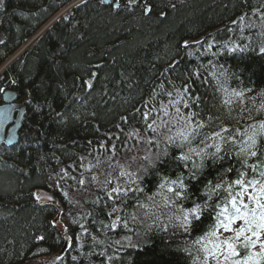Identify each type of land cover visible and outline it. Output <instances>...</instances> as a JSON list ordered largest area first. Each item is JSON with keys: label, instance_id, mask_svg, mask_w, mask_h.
<instances>
[{"label": "trees", "instance_id": "1", "mask_svg": "<svg viewBox=\"0 0 264 264\" xmlns=\"http://www.w3.org/2000/svg\"><path fill=\"white\" fill-rule=\"evenodd\" d=\"M72 1L0 0V66ZM130 7L83 0L0 71L25 106L17 142L0 145V264L57 254V214L69 250L48 264H199L220 208L264 182V0Z\"/></svg>", "mask_w": 264, "mask_h": 264}, {"label": "snow or ice", "instance_id": "2", "mask_svg": "<svg viewBox=\"0 0 264 264\" xmlns=\"http://www.w3.org/2000/svg\"><path fill=\"white\" fill-rule=\"evenodd\" d=\"M147 12L148 9H145ZM187 46V42H185ZM264 53V47L260 49ZM89 86L90 83H89ZM218 135V134H217ZM252 144H255V140H252ZM250 155L255 156V152H251ZM123 175V173H122ZM264 176V173H261ZM83 183V181H80ZM236 185H240L243 190V182L240 179L235 181ZM183 187V185H181ZM221 185L217 184L216 188H220ZM113 192L120 191L119 188L112 189ZM243 192L232 196L227 204L220 208V211L216 216L215 229H223L226 233H232V235L221 239L216 230H212L207 234V237H202L197 243H201V240L205 241L201 243V248L204 253L203 264H208V259L211 257L216 261V264H264V239L261 238V234L264 233V203H261L260 197H264V182L252 183V191L247 196V200L250 201L254 207H249L248 203H245L243 199H238ZM180 195L179 192L176 193ZM228 205L231 207L229 208ZM113 212L117 209L113 208ZM190 212L192 214H198L200 212V205L193 207ZM116 219H119L117 217ZM242 221L239 227H233L234 222ZM183 222L188 223V213L184 214ZM111 227L115 228L116 223L113 221ZM210 245V246H209ZM259 245V251L253 249ZM238 246L246 250L247 254L238 252ZM242 257L239 259H233L234 257ZM75 259V258H74Z\"/></svg>", "mask_w": 264, "mask_h": 264}, {"label": "bare ground", "instance_id": "3", "mask_svg": "<svg viewBox=\"0 0 264 264\" xmlns=\"http://www.w3.org/2000/svg\"><path fill=\"white\" fill-rule=\"evenodd\" d=\"M138 2L141 3V2H143V0H109L108 3H112V5L116 9H122L123 10L125 8L128 11H132L133 8L130 7V6L135 5ZM68 6H71L70 3L68 4ZM149 8H150L149 5L148 4H145V6H144V14H146L149 11ZM145 9H148V11L146 12ZM58 15H60L59 12H57L52 18H50V20L47 22V24L49 25L55 19H57V16ZM245 16H246V11H242V12H240L239 14H237L233 18V20H232L231 23H236V24H239V25L242 26L243 20H244ZM193 44H194V42H193ZM207 52H209V50H207ZM193 55L198 58L197 59L196 57H194V61L195 62H211V58L210 57H208L207 55H202L200 52H197L196 54L194 53ZM184 56L185 57H189L188 54H185ZM141 103H142V101H141ZM137 104H139V102ZM139 105H142L144 107V104L143 103L142 104H139ZM142 106H138L137 108H134L132 110V112H131V113H134V116H133V120L135 121L134 128H136V129H134V133L137 136L138 135H141V134L143 135L144 132H145V130H140V129L147 126L146 123L143 121V117L144 116L142 114L144 113V110H142ZM155 110H156L157 113L159 112L161 114H164L163 111L161 109H159V108L158 109L156 108ZM152 111H154V110L153 109H149L146 112V114H148L146 116L148 126H151V125H154L155 124V123H152V120H153V117H156L157 113H153ZM158 121L159 122H161V121L163 122V120L160 117H159ZM132 127H133V125L129 129H131ZM96 152H97L96 150L93 151V153H96ZM33 197H34V195H33ZM34 199L37 202V204H39V205L42 204V203H40V201H43L44 202V200H37L35 197H34ZM86 218H87V220L90 221V217L87 216ZM52 223L55 225V228L57 229V230L56 229H53L54 234L57 235V236H59L61 238V240H62V243L60 244V246H57L58 248H57V251H56L57 254L59 255V257H62L69 250L70 241L68 242V241H65V239H64V236H67L68 237L67 227H66L65 222H63L62 220L59 219V215L58 214L53 218ZM60 223L63 226H65V229L63 231L59 230L58 224H60ZM99 253H100V251H99ZM203 255H204V253L202 251H200V250L195 251L194 252V262L199 263L201 261V259L204 257ZM127 264H131V262H127Z\"/></svg>", "mask_w": 264, "mask_h": 264}, {"label": "water", "instance_id": "4", "mask_svg": "<svg viewBox=\"0 0 264 264\" xmlns=\"http://www.w3.org/2000/svg\"><path fill=\"white\" fill-rule=\"evenodd\" d=\"M103 2L108 3L109 0H103ZM38 34L33 36L27 44L36 38ZM1 97L3 103L0 104V144L11 146L17 142L25 106L18 101L16 92L13 89H5ZM40 203L43 202L40 201ZM64 239L69 242L67 236H64Z\"/></svg>", "mask_w": 264, "mask_h": 264}, {"label": "rangeland", "instance_id": "5", "mask_svg": "<svg viewBox=\"0 0 264 264\" xmlns=\"http://www.w3.org/2000/svg\"><path fill=\"white\" fill-rule=\"evenodd\" d=\"M79 0H75L72 4H74L75 2H77ZM68 10V7H65L63 8L61 11H59V14L61 13H64L65 11ZM59 16V15H58ZM57 16V17H58ZM47 26V24L44 26V28ZM264 26V24H263ZM42 31V29L38 32L40 33ZM30 39H28L21 47V49L25 48L27 45V43L29 42ZM20 49V50H21ZM19 50V51H20ZM18 51V52H19ZM18 52H15L10 59H8L7 61H5L4 63H2V65L0 66V70L4 69L8 64L9 62L14 59L16 57V55L18 54ZM5 88H11V84H3L2 87H0V96H1V92L5 89ZM1 97H0V103H1ZM248 194L250 193H247L246 191H243V194L239 197V199H243L245 203H248V200H247V196ZM33 195L34 197L37 199V200H44V201H47V200H51V198L49 197V195L45 192V191H42V190H39V189H36L33 191ZM260 201L261 203H264V197H261L260 198ZM43 202V201H41ZM45 203V202H43ZM42 203V204H43ZM231 207V206H230ZM249 207H252L251 205H249ZM239 221H236L234 222V225L233 227H239ZM58 227H59V230L63 231L65 229V226H63L61 223L58 224ZM219 236L221 239L223 238H226L230 235H232V233H226L223 231V229H220L219 232H218ZM261 238L264 239V233L261 234ZM210 246V245H209ZM254 251H259V245L256 246L255 249H253ZM203 252V251H202ZM56 255L57 254H54V255H46L45 253V250L44 248L41 249L39 248L38 251H36L32 258L31 259H28L27 261H25L24 263L22 264H48L50 263L51 261H53L55 258H56ZM204 256V255H203ZM204 262V257L201 259V261L199 262V264H203ZM208 264H216V261L213 260L211 257H209L208 259ZM221 264H223V260L221 259ZM231 264V262H230Z\"/></svg>", "mask_w": 264, "mask_h": 264}, {"label": "clouds", "instance_id": "6", "mask_svg": "<svg viewBox=\"0 0 264 264\" xmlns=\"http://www.w3.org/2000/svg\"><path fill=\"white\" fill-rule=\"evenodd\" d=\"M191 209H192V208H191ZM191 209H189V211H190ZM196 251H198V249H197Z\"/></svg>", "mask_w": 264, "mask_h": 264}]
</instances>
